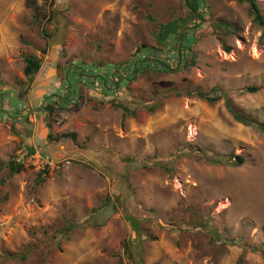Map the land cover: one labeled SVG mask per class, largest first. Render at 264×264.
Returning <instances> with one entry per match:
<instances>
[{"label":"rangeland","instance_id":"374dc122","mask_svg":"<svg viewBox=\"0 0 264 264\" xmlns=\"http://www.w3.org/2000/svg\"><path fill=\"white\" fill-rule=\"evenodd\" d=\"M200 1L203 20L184 0H0V264H264V131L226 105L264 124V29L242 0ZM185 18L186 67L146 68L115 93L86 79L47 103L70 64L178 68L155 35ZM28 57L42 61L32 79ZM215 88L216 103L187 95ZM63 133L77 138L49 137Z\"/></svg>","mask_w":264,"mask_h":264},{"label":"trees","instance_id":"16d2710c","mask_svg":"<svg viewBox=\"0 0 264 264\" xmlns=\"http://www.w3.org/2000/svg\"><path fill=\"white\" fill-rule=\"evenodd\" d=\"M186 7L188 9V14L191 17L198 18L200 20L204 19V11L202 10V2L200 0H184ZM243 2H246L249 4V12L252 17L253 23L264 29V15L262 11L260 10L258 2L260 0H242ZM186 18L181 20H173L166 24L160 25V30L158 33H156V40L162 47H170L172 46V43L176 44L178 47L176 48L179 58V66L178 68H172L170 66L169 62L163 61L161 59H151V58H143L144 54H141L139 56L138 60H132L129 62H122L117 64H109L105 63L102 64L101 67H99L100 64H85L82 63L80 65L70 64L71 66L69 68H66L63 70L65 72L63 74V85L61 86V89L59 90V94H52L50 96L46 97L47 103L51 105L56 97L57 103L60 104V107H63L64 104L69 103L72 101V97L76 95V89L78 86H81L83 84L84 80H92L94 81L93 84L89 85L93 86V88H97L103 93L105 92H118L121 90L123 85H126L127 83H131L134 81L137 76L144 71L146 68H151L155 70H163L167 73L175 72L176 70H179L180 68L186 67L183 63L184 60L182 58L184 57V53L186 50H188L193 43H195V37L188 33L181 32L180 29L182 27H186ZM44 37L48 38V35L46 32L43 33ZM182 42L181 45H179ZM146 49V48H145ZM146 51V50H145ZM25 69L24 74L28 79H32L35 75L39 73V71L42 68V61L41 59L35 58V57H28L25 59ZM62 89H65L67 91L66 94H61ZM260 90L258 87H249L247 89V92L250 93H257ZM219 89L215 88L212 89L209 93H204L200 91L195 92H187V95L189 96H196L201 99H205L209 103H216L220 98ZM226 105L228 110L230 111L233 118L248 127H252L255 129H258L260 131H264V124H261L259 122H256L249 117L243 115L240 113L232 104V99L227 97L226 98ZM51 109V108H50ZM53 111V110H51ZM128 112V110H125ZM132 113V112H131ZM50 139L53 140H62V139H71L76 140L77 135L76 133H63L56 137L49 136ZM36 151L31 149V154H35ZM206 155V154H205ZM205 159L214 164H232V161L230 158H226L223 156H217L215 158L205 156ZM244 163V160L241 157H238V163L236 165H242ZM7 167L10 171V176H14L17 173H20L24 171L25 166L23 162L20 161H11L7 164ZM44 173V172H41ZM40 173V174H41ZM44 181V178H42L41 175H39L37 179V183H41ZM129 223L133 226L135 229V232L140 231L139 223L136 222V220L132 217L127 218ZM69 226V230L70 231ZM9 259L17 258L16 255H9ZM27 258L26 255L22 256V259L25 260Z\"/></svg>","mask_w":264,"mask_h":264}]
</instances>
